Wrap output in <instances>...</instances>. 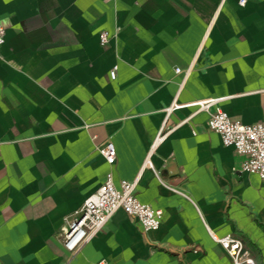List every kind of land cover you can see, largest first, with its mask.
<instances>
[{
	"label": "crops",
	"instance_id": "crops-1",
	"mask_svg": "<svg viewBox=\"0 0 264 264\" xmlns=\"http://www.w3.org/2000/svg\"><path fill=\"white\" fill-rule=\"evenodd\" d=\"M0 24V264H62L109 168L161 223L117 209L67 264H233L226 233L264 264V181L196 103L264 122V0H0Z\"/></svg>",
	"mask_w": 264,
	"mask_h": 264
},
{
	"label": "built area",
	"instance_id": "built-area-1",
	"mask_svg": "<svg viewBox=\"0 0 264 264\" xmlns=\"http://www.w3.org/2000/svg\"><path fill=\"white\" fill-rule=\"evenodd\" d=\"M245 1L238 0L240 4H244ZM110 37L107 30H100L99 44L105 46ZM4 38L5 28L0 24V45L4 42ZM115 70L116 65L109 71L111 78L114 77ZM179 70V67H175V71ZM218 99L206 98L196 102L199 109L208 112L206 120L208 128L219 134L222 144L233 147L243 156L239 165L240 171L255 173L264 181V122L247 123L233 118L223 108L215 105ZM97 148L106 163L111 166L116 157L112 142H104ZM135 184V179H121L115 184L112 170L109 168L100 186L86 196L80 206L64 216V225L58 237L69 255L62 264H67L71 256L80 250L117 209H122L132 220L137 221L143 231L155 230L159 227L163 215L162 209L140 201L134 192ZM212 237L227 251L233 264H255L249 249L240 238L230 233L221 236L213 234Z\"/></svg>",
	"mask_w": 264,
	"mask_h": 264
},
{
	"label": "rangeland",
	"instance_id": "rangeland-1",
	"mask_svg": "<svg viewBox=\"0 0 264 264\" xmlns=\"http://www.w3.org/2000/svg\"><path fill=\"white\" fill-rule=\"evenodd\" d=\"M250 251V250H249ZM250 254H251V257L253 258L254 260V263L255 264H259L258 261L256 260V257L252 254V252L250 251Z\"/></svg>",
	"mask_w": 264,
	"mask_h": 264
}]
</instances>
